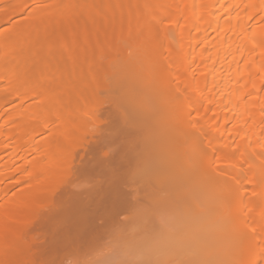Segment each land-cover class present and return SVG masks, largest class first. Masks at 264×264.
Returning a JSON list of instances; mask_svg holds the SVG:
<instances>
[{
	"label": "bare ground",
	"instance_id": "obj_1",
	"mask_svg": "<svg viewBox=\"0 0 264 264\" xmlns=\"http://www.w3.org/2000/svg\"><path fill=\"white\" fill-rule=\"evenodd\" d=\"M28 1L0 0V264H79L129 233L169 223L179 230V219L209 206L211 218L195 232L201 250L180 264L199 262L201 241L217 234L228 204V236L250 232L231 251L242 258L235 264H264V0H30L37 7L24 14ZM15 15L28 20L8 23ZM148 18L159 38L139 41L131 63L147 71L134 86L121 70L112 76L117 56H105L86 33L107 20L124 29ZM48 27L54 38L45 39L40 66L39 37ZM52 40L64 49L56 58ZM78 52L87 54L85 75L96 83L78 86L82 72L71 78L59 69H72ZM11 101L18 104L6 108ZM114 111L122 119L111 120ZM221 121L234 126L220 131Z\"/></svg>",
	"mask_w": 264,
	"mask_h": 264
},
{
	"label": "rangeland",
	"instance_id": "obj_2",
	"mask_svg": "<svg viewBox=\"0 0 264 264\" xmlns=\"http://www.w3.org/2000/svg\"><path fill=\"white\" fill-rule=\"evenodd\" d=\"M29 1L27 2L28 7L25 6L27 10L25 9L24 14H25V12H26V14H31L30 13L31 10H33L35 7H37L36 6L37 3L36 4L33 3V5H32V3H30ZM48 3L49 2L45 3L46 6L51 7L52 5L48 4ZM26 16H28V15H21L20 19H18L19 16L17 17L16 15H15L16 18L9 17L8 23H11L14 21L17 22L18 20H21V18L23 20H24V18H25V20H28L27 19L28 17L26 18ZM10 18H12V19H10ZM145 21H146V24H145V22H143L141 27H136L135 23L131 22L129 24L130 27L126 26V27H124V29H123V27L120 29H115V28H111L113 25L112 21L107 20L106 21L107 23H105V26L101 28V31L100 30L99 31L98 30H96V31L89 30V29H91V28H89V29H87L88 31L86 33L88 38H89V36H90V38L96 36L97 41H96V43H94L95 47H97V45H98L99 50H101L105 56H108V55H116L117 56V58H118L117 62H115L113 65L110 64L113 68H111V66L109 68H111L113 73L114 72L118 73V70H121V72H124V74L126 73L127 75H125V76L132 79V82H134V84H135L134 86H137V84L139 83L138 79L139 80L141 79V77L139 76V73H140L139 69L136 66L137 62L135 65H134V63H131L133 55L138 52L137 49H139L140 48L139 46H141V43H139V41L141 42L142 41L141 39L143 38L144 39L143 41H146L145 39H147L148 42L152 41V40H154V41L156 40V42H157V39L159 38L158 23H155V21L152 22V20L150 18H148V21L147 20H145ZM171 22H172V18L170 16H168L166 21H165V23H166L165 25L168 28V30L171 33H173V32L175 33L177 29H178L177 31H179V28L172 25ZM89 23H91V25H92V22L89 21ZM3 26H5V25H3ZM88 27H91V26L88 25ZM46 29H48V30H45V33L43 32L44 35L42 34L43 36L41 35V37H39V42H40L39 44L40 45L42 44V48L39 45L38 47H40V49L39 48L37 49L39 57H40V55L44 56L43 59H42V57H40L42 59V60H40V62L38 61V65H40V66L43 64V62L45 60V55L47 52L46 47H45V39L50 38V37L54 38L52 28L48 27ZM93 31L96 34H94ZM17 33L21 34L22 32L19 31ZM17 33L15 36H18ZM177 34H179V33L177 32ZM23 35H24V33H22V37H23ZM24 36L25 37L28 36L27 32L25 33ZM51 42L57 46V48L55 47L57 50L54 49V47H50V54L52 53V55L56 58L57 56H59L61 53L64 52V49L62 48L60 43H58V41L52 40ZM81 48H83V45L81 46ZM96 50H98V49H96ZM56 51H57V53H56ZM83 53H84V56H83V54L81 56V53H79L80 54L79 57H74L75 59H73V62H72V63H75V64H72V66L74 65L73 66L75 68L74 70H72L73 67H72V69L70 67L71 63L67 64V65L63 64V66H60V64H59L60 70L66 69V70H68V74L73 75V76H69L71 78H74V76L76 77V74L78 75V74H80L79 72H82V75L80 74L75 78L78 86L83 85L82 87H84L85 86L84 84H86L87 81L89 82V80L92 78L91 76L85 75V72H86V74L88 72L85 69V66H88L87 63H89L88 62L89 59L87 58V56L85 57V55H87V54L85 52H83ZM55 54H57V55H55ZM61 65H62V63H61ZM138 65H139V63H138ZM140 66L141 65H139L138 67L139 68L143 67V65H142V67H140ZM197 66H195V67H197ZM145 68H146V66H144L142 68V70L144 69L142 71V73H144V71L146 70ZM113 69H114V71H113ZM55 71H53V72H55ZM71 71H72V73H73V71L75 73L72 74V73H70ZM53 72H52V74H53ZM210 72H211V70H208V73H210ZM113 73H111L112 76L113 75L117 76V74H115V73L113 74ZM142 73H140V74H142ZM111 74L109 71V75H111ZM112 76H111V78H112ZM89 77H91V78L89 79ZM93 77H95V76H93ZM115 78H118V77L112 78V82L114 81ZM131 79H130V81H131ZM81 80H82V82H81ZM93 80L94 79H92V81ZM106 80H108V78H106ZM84 81H85V83H84ZM92 81H90L89 84L90 83L94 84L97 82L96 81L93 83ZM115 81L117 82L116 79H115ZM110 82H111V80L109 82L106 81V83H110ZM119 83H120V81H119ZM108 85L107 86L105 85V86L109 88L108 89L109 91L108 90L107 91L110 92L109 86L113 87V85L112 84L109 86ZM114 85H115V83H114ZM60 86H58V87H60ZM117 86H118V84H117ZM62 87H60V88H62ZM54 88L57 89V86L56 87L54 86ZM60 88H58L59 93L62 92V91H60ZM112 89H114V88H112ZM61 90H63V89H61ZM107 91H106V93H107ZM115 91H117V89ZM114 92H112V95L114 94ZM104 93H105V91L103 92V94ZM107 94H111V93H107ZM17 102L18 101L8 102L6 104V106H7L6 108L15 107L18 104ZM31 102H33V101H31ZM27 103H29V102H27ZM107 103L105 105L107 109L104 107V110L105 109L108 110V108L112 109L111 102L108 104ZM132 108L133 107L131 106L128 109V113L130 115L135 113L134 108L133 109ZM177 108L181 109L180 107H177ZM177 108H176V113H175L176 115L175 116H177V118H178V115L182 114L183 112L181 113V111H183V110L179 111ZM11 110H13V109L9 110L10 113H11ZM8 113H6V114H8ZM6 114L4 115L5 117L3 116L2 120H6V118H7ZM112 114L114 115V117ZM183 115L185 116L186 113L184 112ZM110 117H111L110 118L111 120H117L118 121V119H122L120 117V115H118V114H117V117H115V111H114V113H111ZM233 126H234V123H222V121H221L220 123H218L217 127H218V130L223 131V130H227V129L231 130ZM42 135L44 136V134H42ZM42 135L38 136L39 137L38 139L43 138ZM6 156L9 157L8 152H7ZM7 157H4V158H7ZM215 166H218V156L217 155L215 157ZM262 179H263V177H262ZM12 181H14V180H12ZM12 184H14V183H12ZM15 186H16V188L13 187L14 190H12L13 193H15L17 191V189H19V187L16 184H15ZM201 190H202V191H200L201 197H202V199L205 200L206 198H208V196H207L208 192L207 193L205 192L206 189L205 190L201 189ZM12 192H11V194H13ZM205 207H206V209H204L205 211L202 210L203 212L200 213V214H202L201 216H198L199 214L190 215L183 220L181 219L182 220L181 222L179 219L178 224H176L177 227L179 226V230L175 229L176 231L178 230L177 232L174 231V229H172L174 224L169 223V225H171V229H169L170 227L166 226L167 227L166 229L164 227V228H161L162 230L161 229L159 230V227H158V229L155 230L156 232H152V233L150 232L152 235L148 234V232L147 233L145 232L146 234H143V235L141 234L140 237H138L139 236L138 235L137 236L138 238H137L136 237L137 234L135 235L134 233H129V234L125 235L124 237L117 238L116 239L117 242L114 241L111 244V246L101 248L100 250L96 251L95 254L88 256L89 258L88 257L82 258L81 259L82 261H78V262H80L79 264H108V263L109 264H119V263L120 264H122V263L123 264L124 263L130 264V262L136 261L135 263L133 262L131 264H139V263L143 264L147 259L148 260L151 259V261H149L151 264L152 258H154V260H153L154 262H152V263L165 261V263H163V264H180L181 261H184V260H186V261L190 260L191 261V258H193L191 256L196 257L195 254L199 253L201 250V247H200L201 244L199 245L197 243V239L200 238L201 236L198 237L200 234L199 235L197 234L198 235L197 236L195 232L196 231L199 232V229L203 226L202 225L203 220H205L206 218L210 219L212 216L211 215L212 211L210 210L211 208H209V206H208V208H207V206H205ZM230 208H231L230 204H228L225 208H223V211L221 212L222 226H220L221 225L220 223L218 226H216V228L220 226V228H218V232H216L217 234H212L214 230H217L214 228V230L211 231L212 233L209 234L210 235L209 239L206 238V239H204L205 241H201L202 243L204 242V244L202 246H203V250L205 249L204 251H206L205 257L204 258L202 257L203 259H200L199 262L196 260L197 262H192L191 264H210V262L212 260L218 259V258L220 259V262H223V264H235V262H242V258H238L237 260L233 259V257L231 256V251H234V249L236 247H237V249H239L238 246L241 245V241H243L244 239H245L244 242L246 243V239L250 236V232L247 229H243L242 231H240L241 233L238 231L240 233L241 238H237L239 235H237V237L235 236L236 238H234V236H228L230 234V232L227 231L229 233V234H227L226 230H228L229 227H226L227 229L225 228V226L223 224V222H224L223 219H225L224 217L229 216V213L231 211ZM241 216H242V214L239 210L235 212L234 220H232L234 223H232L230 226L234 230H235V227H237L240 224L237 221L241 218ZM207 221H208V219H207ZM207 221L205 223H207ZM204 228H205V226H204ZM167 229H169V230H167ZM237 230L238 229H236L235 231H237ZM203 231H202V234H203ZM208 232H210V231H205V233H208ZM200 233H201V231H200ZM133 235H135L136 239H133V238H135ZM207 235H204V236H207ZM126 236H127V238H126ZM196 236L198 237L197 239H195ZM204 236H203V238H204ZM199 243H200V241H199ZM27 246H24V244L22 245V253L24 252V250L28 252L29 247H27ZM26 247L28 250L26 249ZM198 248H200V250ZM240 248H241V246H240ZM198 250H199V252H197ZM149 257H151V258H149ZM160 257L162 258V260ZM119 259H123V260H119ZM124 259H125V261H124ZM143 259L145 260L144 262H143ZM22 261L23 260H21V262ZM72 261L73 260L67 259L65 262L68 263V262H72ZM120 261H123V262H120ZM194 261H195V259H194ZM72 263L74 264V262H72ZM252 263H253V259L250 258L247 261V264H252ZM33 264H36V263L34 262Z\"/></svg>",
	"mask_w": 264,
	"mask_h": 264
}]
</instances>
